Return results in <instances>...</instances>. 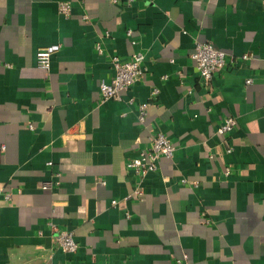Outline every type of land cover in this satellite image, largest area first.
Listing matches in <instances>:
<instances>
[{
    "label": "crops",
    "instance_id": "1",
    "mask_svg": "<svg viewBox=\"0 0 264 264\" xmlns=\"http://www.w3.org/2000/svg\"><path fill=\"white\" fill-rule=\"evenodd\" d=\"M196 40L228 55L209 85ZM134 52L144 75L102 101ZM158 131L174 154L141 177L126 162ZM0 185V264H264V0H0Z\"/></svg>",
    "mask_w": 264,
    "mask_h": 264
},
{
    "label": "built area",
    "instance_id": "2",
    "mask_svg": "<svg viewBox=\"0 0 264 264\" xmlns=\"http://www.w3.org/2000/svg\"><path fill=\"white\" fill-rule=\"evenodd\" d=\"M127 3L133 0H126ZM58 10L63 15L70 12V4L61 2L58 5ZM99 50V46H97ZM55 46H44L36 50L35 59L39 67L48 69L50 64V56L55 50ZM227 53L214 48L207 42L196 40L191 52V58L194 60L197 74L204 85H209L213 74L221 71L227 64ZM242 59H247V55H242ZM144 56L141 52H134L128 60H121L117 55L110 57V64L113 70V75L109 82L100 81L98 84L99 94L102 101L107 99L121 98L123 92H127L131 86L138 82L146 71L143 64ZM251 82V78L245 80L246 84ZM152 94L157 93V89L152 90ZM148 104L141 103L138 106L137 120L144 123L146 118V108ZM236 120L232 116H227L223 119L221 125L217 128V133L223 138L234 128ZM175 151V145L171 142L167 135L158 131L152 134L150 143L147 147L139 150L136 157L126 162V168L139 174L141 177L149 171H155L158 168V161L162 157L172 158ZM184 182L185 179H182ZM52 182L47 181L42 184L43 189L51 188ZM3 194L4 199H9L11 193L3 191L0 185V194ZM141 194L139 187H136L132 196L138 197ZM114 204L115 200H111ZM52 227V237L56 246L63 252H74L77 249V242L74 239L73 233L69 230L58 229L54 224ZM177 264H181L177 260Z\"/></svg>",
    "mask_w": 264,
    "mask_h": 264
}]
</instances>
